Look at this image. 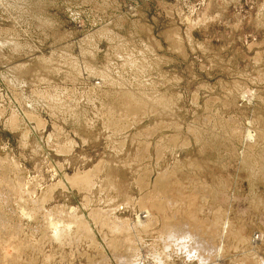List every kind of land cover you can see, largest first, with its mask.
Here are the masks:
<instances>
[{
  "label": "rangeland",
  "instance_id": "374dc122",
  "mask_svg": "<svg viewBox=\"0 0 264 264\" xmlns=\"http://www.w3.org/2000/svg\"><path fill=\"white\" fill-rule=\"evenodd\" d=\"M127 224L264 264V0H0V264H117Z\"/></svg>",
  "mask_w": 264,
  "mask_h": 264
},
{
  "label": "bare ground",
  "instance_id": "6f19581e",
  "mask_svg": "<svg viewBox=\"0 0 264 264\" xmlns=\"http://www.w3.org/2000/svg\"><path fill=\"white\" fill-rule=\"evenodd\" d=\"M84 179H86V178H84ZM72 182H74V181H72ZM148 222H150V224H151V221L148 220ZM116 223H118V222H116ZM132 224H127L125 228L120 227L118 225H113L114 228H111V229H115V231H113V230L111 231V229H109V230L111 232H114V233H116V230H117V234L111 235V237H110V235H107L109 233H107L105 236V238H109V240L106 239V240H108V242H106V244H107L106 246H108L113 251L112 253H114V254H112V255H113V258H115L117 264H210V262H208V261H210L209 259L212 257V255L214 257V261H215V258L217 260V257L220 256L219 255L220 248L217 247L219 245V243L216 246L218 249H215L213 246L214 243H212L213 240L210 241V239H207L206 237L205 238L201 237V238H197V240H195V243L193 245L194 240L183 229H179L178 231H176L175 229H171L168 231V233H165L166 240H163V238L160 239L161 244L157 245V247H154V251H152L151 254L149 253L148 248H147L148 249L147 253L146 252L143 253V248H146V246H142L144 244V243H142L141 247L136 249L137 253L134 256L132 255L130 257H127V255H124V257H121V256H119V254L115 253V250L117 248H124L126 250L129 246V243L127 246L126 242H131V241L134 242V237L137 234L139 235L140 230L138 231L136 229H133V227L136 224L135 223L133 225ZM138 224L142 225V224H144V222L141 220H138V223L136 225L137 227H138ZM145 224H146V222H145ZM131 225L133 227H131ZM146 225H148V223ZM145 226H140V227H141V229H143L142 227L145 228ZM110 231H107V232H110ZM137 238L139 239V237H137ZM141 240L139 241V243L137 241L136 244H140ZM0 242H1V240H0ZM134 245H135V243H134ZM137 246L138 245H136V247ZM75 249L79 250V248H75ZM80 251L82 252L83 248H80L79 252ZM127 251L129 252V250H127ZM73 252H75V251L73 250ZM75 253L78 254V252H75ZM125 253H126V251H125ZM178 254H180V255H178ZM258 258H256V259H258ZM102 259L104 260V262L107 261L103 257H102ZM136 259L138 260L137 262L135 261ZM211 261H212V259H211ZM260 261H263V260H260ZM211 263H214V262H211Z\"/></svg>",
  "mask_w": 264,
  "mask_h": 264
}]
</instances>
